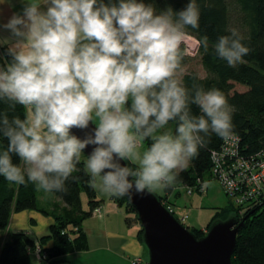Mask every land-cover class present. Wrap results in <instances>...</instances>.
I'll return each mask as SVG.
<instances>
[{"label": "clouds", "instance_id": "1", "mask_svg": "<svg viewBox=\"0 0 264 264\" xmlns=\"http://www.w3.org/2000/svg\"><path fill=\"white\" fill-rule=\"evenodd\" d=\"M19 2L20 12L5 21L9 4L0 0V34L11 41L10 59L0 67V102L26 110L24 119L0 113V137L7 140L0 176L7 181L64 192L89 150L91 186L131 198L170 187L210 134L234 138V109L225 95L190 91L179 78L185 29L199 28L195 0L159 11L145 0ZM242 39L232 29L215 44L231 68L250 52ZM203 46L207 51L206 37ZM170 121L175 134L163 131ZM126 247L139 250L136 241Z\"/></svg>", "mask_w": 264, "mask_h": 264}, {"label": "trees", "instance_id": "2", "mask_svg": "<svg viewBox=\"0 0 264 264\" xmlns=\"http://www.w3.org/2000/svg\"><path fill=\"white\" fill-rule=\"evenodd\" d=\"M145 2H152L159 11L168 6L180 10L189 0H145ZM195 3L200 11L199 28L188 27L185 32L200 42L198 56L201 57L206 76L200 77L192 72L185 74L181 80L190 91L194 87H202L204 90L215 88L225 95L234 109L232 113L234 135L241 140V156L264 152V0H195ZM232 29L238 31L243 37L241 42L250 49L249 54L243 57V63L236 68L229 67L214 50L219 37L230 36ZM205 37L208 44L207 51L203 46ZM7 48H0V67L5 66L10 59L7 56ZM185 61L186 58L183 57L182 67ZM238 87L244 90L240 92L237 90ZM191 108L193 114H200L196 105H192ZM0 113H6L9 119L26 117V110L22 106L9 107L6 102H0ZM168 125L175 129L177 126L175 121H170ZM150 143V140H146L145 147L147 148ZM223 143L224 140L214 133L206 137V144L199 150V156L192 160L186 169L179 171L175 181L165 191L170 193L174 189L183 187L193 188L197 193H201L203 183L212 181V155L222 149ZM6 147L7 140L0 137V153L5 151ZM13 162L23 169L24 163L17 157H13ZM128 163L135 169V164ZM91 183L85 162L81 160L77 170L66 182V191L48 192L63 202L66 208L49 212L40 207L39 189L34 184L18 185L0 176V234H5V239L0 237V264H31L32 255H40L42 261L49 263L52 260L61 261L59 259L68 255L88 251V236L82 224L92 217L94 209L101 203L96 201V193ZM83 192L91 198L88 210L83 208ZM158 197L162 202L166 199V195ZM114 202L119 208L126 206L136 213L126 196L116 197ZM24 211H38L54 219L49 233L40 237L38 242L27 232L8 231L12 215ZM231 218L244 222L237 236L232 263L264 264V206H255L243 212L242 208L232 204L218 209L212 221L206 226L207 232L216 221H226ZM191 232L198 239L206 235L203 230ZM143 234L144 230L140 225L138 238L142 243ZM144 248L148 253L147 248L145 246Z\"/></svg>", "mask_w": 264, "mask_h": 264}, {"label": "crops", "instance_id": "3", "mask_svg": "<svg viewBox=\"0 0 264 264\" xmlns=\"http://www.w3.org/2000/svg\"><path fill=\"white\" fill-rule=\"evenodd\" d=\"M8 4L3 8L5 21L13 12H20L22 7L19 0H8ZM7 35V33L0 34V48L10 46L11 41L7 38ZM93 189L96 193V201L101 202L102 214L100 216H92L82 224L88 236V251L68 255L63 259H59L61 261L52 260L49 263L41 261L37 256L32 255L31 264H130L132 258L146 255L144 245L137 237L140 229L137 230L133 225L129 226L126 223V218H123L117 204L112 200V202L108 200L109 198L111 199V196L107 194L103 195L99 188ZM43 193V196H39L41 208L49 212L54 210V205L59 206L60 209L66 208V205L52 194L45 191ZM28 212L27 216H23L26 215V211L21 212L22 214H20L19 219L22 222L15 220L14 216L17 215L15 214L11 218L8 231L12 233L27 232L32 239L38 242L40 237L49 233V228L54 219L52 216H49L51 221L47 222V220H44L48 218L46 217L47 215L38 211ZM27 220L30 221V224L26 223ZM39 222L43 225L39 226ZM13 224L15 229H12ZM131 241L138 243L139 250H136L134 247H126L130 245Z\"/></svg>", "mask_w": 264, "mask_h": 264}, {"label": "water", "instance_id": "4", "mask_svg": "<svg viewBox=\"0 0 264 264\" xmlns=\"http://www.w3.org/2000/svg\"><path fill=\"white\" fill-rule=\"evenodd\" d=\"M87 151L89 150L84 153L86 157ZM126 197L134 206L144 230L143 244L148 251L147 264H233L237 236L244 222L234 218L216 221L207 235L198 239L180 223L156 194L146 192Z\"/></svg>", "mask_w": 264, "mask_h": 264}, {"label": "built area", "instance_id": "5", "mask_svg": "<svg viewBox=\"0 0 264 264\" xmlns=\"http://www.w3.org/2000/svg\"><path fill=\"white\" fill-rule=\"evenodd\" d=\"M191 39L194 46L188 42ZM181 50L187 57H196L199 54L200 42L197 38L186 33ZM241 140L234 135L233 139L224 140L222 149L212 155L211 177L222 187L224 192L234 198L235 206L242 208V212L249 208L264 206V152L250 156L240 155ZM189 195H193L196 189L184 188ZM206 185L200 190L205 192ZM166 208L184 225L188 216H178L175 208L167 200L162 202ZM101 209L96 208L94 216L101 215ZM41 260V256L37 255ZM148 258L136 256L131 259V264H147Z\"/></svg>", "mask_w": 264, "mask_h": 264}, {"label": "rangeland", "instance_id": "6", "mask_svg": "<svg viewBox=\"0 0 264 264\" xmlns=\"http://www.w3.org/2000/svg\"><path fill=\"white\" fill-rule=\"evenodd\" d=\"M183 57L186 58V61H185L186 63L182 67V71L179 73L180 79H182V77L185 74L192 73V72L197 73L200 77L206 76V73L201 64L200 56L197 55L196 57H187V56L186 57L183 56ZM237 90L242 92L244 89L242 87H238ZM175 130H176L175 127L171 125H167L163 131H167V132H170L171 134H175ZM81 159H83L84 162H86L87 160V158L83 154L81 156ZM24 168H26V165H23V169ZM98 182L99 181H97V183ZM205 185H206V189H205L204 194L197 193V191L195 190L193 195H189L187 193V190L184 189L183 187H181L180 189H174V191L170 193H167L165 189L157 190L152 193L160 197L166 195L165 200L173 203L171 205L175 208L178 216H188V219L184 222V226L188 228L190 231L203 230L204 232H206L207 231L206 226H208V224L212 221V219L214 218L216 214V211L218 209H222V208L229 206V204H232L233 206H235V201L233 197L228 196L224 192L221 185L213 177H212V181L206 182ZM102 193L103 195H105L104 192ZM43 195H44L43 191L39 189V196H43ZM113 198L115 201V198H116L115 196H111V199L109 198L108 200L112 202ZM90 199L91 198H89V196L86 193L82 195V202H83V206L85 210H88L87 204L89 203ZM53 207H54L53 208L54 210L60 209L59 206L57 205L56 206L54 205ZM96 208L101 209L100 205L97 206ZM120 213L122 214L123 218H126V223L129 226L133 225L137 230L140 229V225L138 223L136 213H133L132 211H130L129 208L127 209L126 206L120 208ZM15 214H13L12 217L15 215L14 216L15 220H19L22 222V220L19 219L20 214L22 213H15ZM27 214H29L28 211H26V215H23V216H27ZM92 216L94 215L92 214ZM46 217L48 218L44 220H47V222H50L51 218L49 216H46ZM26 223L30 224V221L27 220ZM42 225L43 224L39 222V226H42ZM12 229H15L14 224H13ZM0 237L2 239H5V234L4 235L0 234ZM137 237H138V234H137ZM144 257L147 258L148 253H146ZM130 264H131V261H130Z\"/></svg>", "mask_w": 264, "mask_h": 264}, {"label": "bare ground", "instance_id": "7", "mask_svg": "<svg viewBox=\"0 0 264 264\" xmlns=\"http://www.w3.org/2000/svg\"><path fill=\"white\" fill-rule=\"evenodd\" d=\"M188 40V42H190V44L192 45V46H194V44H195V42L193 41V40H191V39H187ZM188 229V228H187ZM189 230V229H188ZM190 231V230H189ZM22 232H24V231H22ZM193 233V232H192ZM206 233V235H207V231L205 232ZM194 234V233H193ZM195 235V234H194ZM205 235V236H206ZM196 236V235H195ZM204 236V237H205ZM197 237V236H196ZM204 237H202V238H204ZM140 257H142V256H140ZM144 257V256H143Z\"/></svg>", "mask_w": 264, "mask_h": 264}]
</instances>
